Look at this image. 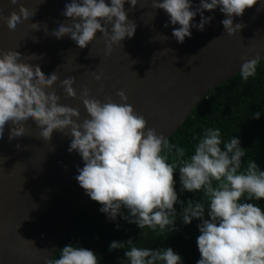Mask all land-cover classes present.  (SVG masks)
<instances>
[{"label": "water", "instance_id": "95a60500", "mask_svg": "<svg viewBox=\"0 0 264 264\" xmlns=\"http://www.w3.org/2000/svg\"><path fill=\"white\" fill-rule=\"evenodd\" d=\"M263 59L264 0H0V264L81 244L73 218Z\"/></svg>", "mask_w": 264, "mask_h": 264}, {"label": "trees", "instance_id": "16d2710c", "mask_svg": "<svg viewBox=\"0 0 264 264\" xmlns=\"http://www.w3.org/2000/svg\"><path fill=\"white\" fill-rule=\"evenodd\" d=\"M50 264H264V59L71 221ZM91 246V247H89Z\"/></svg>", "mask_w": 264, "mask_h": 264}]
</instances>
